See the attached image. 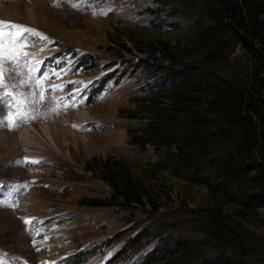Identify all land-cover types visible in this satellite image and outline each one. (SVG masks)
<instances>
[{"label":"rangeland","instance_id":"1","mask_svg":"<svg viewBox=\"0 0 264 264\" xmlns=\"http://www.w3.org/2000/svg\"><path fill=\"white\" fill-rule=\"evenodd\" d=\"M0 2V21L40 34L23 33L20 48L10 43L14 30L5 29L0 48V98L6 101L0 103V264H164L160 248L177 240L200 253L181 263L213 264L238 253L215 245L202 230L206 218L199 206L214 203L241 220L242 238L254 246L252 261L264 264V205L256 213L239 212L238 203L221 195L223 183L210 163H181L169 138L136 144L164 124L168 135L182 131L185 113L169 115L180 110L174 99L183 84L208 115L210 91L224 80L241 84L249 75L251 63L242 48L221 44L229 33L209 34L205 42L202 28L209 20L199 17L201 4ZM30 12L46 23L32 22L25 16ZM56 81L64 86L65 100L49 86ZM27 122L45 136V128L62 132V144L29 146L16 135ZM261 129L264 142V125ZM217 144L226 148L225 142ZM105 161L129 167L146 189L143 204L114 197L99 177ZM88 199L106 204L92 206ZM153 258L158 262L149 263Z\"/></svg>","mask_w":264,"mask_h":264},{"label":"trees","instance_id":"2","mask_svg":"<svg viewBox=\"0 0 264 264\" xmlns=\"http://www.w3.org/2000/svg\"><path fill=\"white\" fill-rule=\"evenodd\" d=\"M177 2L181 4L182 1ZM193 4L195 8L201 4L199 17L209 20L202 28L205 42L210 35L229 33L221 44L227 45L231 41L242 48L251 63L249 75L241 84L224 80L218 88L210 91L206 104L209 106L206 110H211L208 115L201 112L199 97L191 93L190 85L183 84L184 91L176 93L174 99L180 110L169 115L185 113L188 121L182 131L169 135L165 133L166 124L163 122L167 118L163 114L160 121L164 124L162 128L154 129L146 139L138 137L136 144H144L151 139L160 144L169 138V142L173 141L178 148L175 156L181 163L191 167L198 161L206 160L213 167L212 174L223 183L218 188L221 195L238 203L239 212L256 213L264 205V142L261 129L264 125V0H190L188 5L192 7ZM167 56L174 58L170 51ZM128 114L131 117L135 115L133 112ZM209 120L215 129L210 128ZM220 141L226 143L225 149L219 150L217 143ZM101 165L99 177L111 186L114 197L121 198L126 204L144 203L146 189L128 166L106 161ZM86 202L92 206L106 204L102 199H88ZM153 206L157 209L155 204ZM199 208L205 211L203 216L206 220L201 225L204 234L212 238L215 245L221 248L232 246L238 251L213 264H254L250 253L254 246L243 240L244 225L241 220L218 203ZM165 246L160 248L163 251L159 248L155 250L161 252L164 264H185L179 260L187 261L200 254L191 245H184L178 240L171 247ZM155 261L158 262L153 258L149 263Z\"/></svg>","mask_w":264,"mask_h":264},{"label":"bare ground","instance_id":"3","mask_svg":"<svg viewBox=\"0 0 264 264\" xmlns=\"http://www.w3.org/2000/svg\"><path fill=\"white\" fill-rule=\"evenodd\" d=\"M1 1V0H0ZM1 3V2H0ZM29 9V8H28ZM32 9V8H31ZM30 9V10H31ZM34 10V9H33ZM27 11V10H26ZM25 11V12H26ZM36 11V10H35ZM11 13V12H10ZM26 13H28V12H26ZM33 13V12H32ZM36 13V12H35ZM32 14V15H35V18H34V16H31V12H30V14H28V15H30V16H28L27 14L25 15V16H27V18H30V20L31 19H33L32 20V22H34L35 24H38V23H42L43 25L46 23V21L45 20H43L44 19V17H41L42 15H39V14ZM15 14H16V12H13V13H11V16H13L14 15V17H15ZM10 16V17H11ZM19 16V15H18ZM11 18H13V17H11ZM22 18V17H21ZM57 82V81H56ZM50 87H51V89H52V91L54 92V93H56L57 95H58V97H60L61 99H63V100H65L66 99V97H67V94H66V92H64V90H63V88H64V86H63V88H62V83H55V82H52V83H50V85H49ZM44 128V127H43ZM44 132L46 133V136L45 135H43V133L41 132V129H38L35 125H33L32 123H30V122H27V123H25L24 125H22V126H20L18 129H17V136H20V135H23L24 136V141L27 143V144H29V146H34V147H39V148H46L48 145L50 146V147H52V148H54L53 147V145L51 146L50 145V140H52V141H55L56 143H60V144H62V142H63V140H64V137H62V132H58L56 129H47V128H45L44 129ZM63 135H64V133H63ZM72 136V135H71ZM47 137V138H46ZM11 139V138H10ZM4 144H8V142H9V138H5L4 140ZM9 147V146H8ZM7 150V151H6ZM5 151V153H7V154H9V150L8 149H6ZM41 150V149H40ZM11 153V152H10ZM24 202H23V204H22V207L24 206Z\"/></svg>","mask_w":264,"mask_h":264},{"label":"snow or ice","instance_id":"4","mask_svg":"<svg viewBox=\"0 0 264 264\" xmlns=\"http://www.w3.org/2000/svg\"><path fill=\"white\" fill-rule=\"evenodd\" d=\"M74 7H78V5H73ZM13 29L14 30V35L10 40V43L13 46H18L20 48L24 47V37H23V33H27L29 35H37L40 36L39 33H37L34 29L31 28H27L26 26L23 25H18V24H12L10 22H5V21H0V48L4 47V43H3V38L5 36L8 35V33L5 31V29ZM42 39H47V37H42ZM25 55H27V53H25ZM10 58V57H9ZM0 82H2V74H0ZM8 95H12L11 93H8ZM43 97H41L42 99ZM0 103H6V101L4 100V98H0ZM11 120V118H10ZM34 163L37 161H33ZM26 224H30L31 221L30 220H25Z\"/></svg>","mask_w":264,"mask_h":264}]
</instances>
